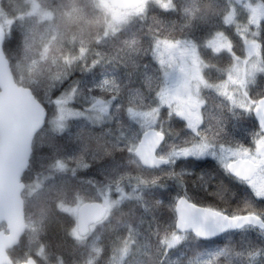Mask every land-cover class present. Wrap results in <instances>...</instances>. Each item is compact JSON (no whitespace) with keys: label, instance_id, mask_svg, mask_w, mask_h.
Listing matches in <instances>:
<instances>
[{"label":"trees","instance_id":"trees-1","mask_svg":"<svg viewBox=\"0 0 264 264\" xmlns=\"http://www.w3.org/2000/svg\"><path fill=\"white\" fill-rule=\"evenodd\" d=\"M32 1L49 11L50 18L41 19L32 13L30 0H0V15L13 21L11 27L5 28L15 34V39L4 46V52L19 84L43 98L47 77L56 71L52 57H59L62 62L64 57L78 56L79 49L85 47L89 63L97 53L104 58L89 72L81 71L84 61L80 60L71 78L63 83L67 88L80 81L82 95L76 107L85 109L88 98L100 94L99 90L89 89L102 75L116 78L119 93L111 108L112 118L106 122L94 124L79 117L70 120L62 134L45 124L35 136L30 163L22 178L27 230L19 244L8 251L14 263L34 257L37 264H113L131 231V251L123 264H264V230L251 225L212 240L187 233L186 239L176 246H162L161 235L166 230L177 231L175 206L185 193L195 204L216 207L229 215L243 213L248 201L264 212V201L213 159L177 157L165 166L149 169L135 162L127 150L129 141L138 142L143 133L129 118L127 108L148 111L159 102L157 92L163 73L153 57L156 38L195 43L208 64L205 74L211 82L222 80L234 59L231 53L217 55L206 45L214 35L224 33L234 44V52L244 56L240 34L225 23L230 0H174L175 7L167 9L151 2L144 15L115 33L106 32V13L95 0ZM249 1L264 5V0ZM259 29L258 40L264 42V22ZM25 36L34 40L28 53L23 45ZM45 44H50V52L47 60H41ZM261 53L264 58V49ZM249 91L252 99L264 96V75L256 78ZM106 95L111 98L112 93ZM205 98L202 131L214 144L253 148L256 135L262 131L252 112L232 108L227 100L212 92H207ZM116 105L123 107L118 109ZM162 112L166 138L158 155H166L172 145L179 148L191 144L193 137L180 118L173 114L169 117L167 109ZM53 116L50 110L49 119ZM107 149H113L111 155L106 154ZM81 155L90 167L78 168L73 175L71 168ZM57 159H62L69 171H54L52 165ZM172 171L183 173L184 185L167 175ZM155 177L159 180L153 184ZM141 179L148 183H141ZM121 188L129 198L113 207L86 239L74 238L76 208L84 202L101 201L108 192L116 198Z\"/></svg>","mask_w":264,"mask_h":264},{"label":"snow or ice","instance_id":"snow-or-ice-1","mask_svg":"<svg viewBox=\"0 0 264 264\" xmlns=\"http://www.w3.org/2000/svg\"><path fill=\"white\" fill-rule=\"evenodd\" d=\"M160 2L166 9L175 7L174 0H160ZM97 7L105 9L107 12L111 13L112 20L108 23V28L112 32H116L118 26L124 23L127 19V14L120 13L114 6L106 4L105 0H97ZM33 11H39L38 7L34 6ZM75 11L76 10L73 9V12ZM138 11L142 12L143 9H138ZM186 11L188 10L186 9ZM252 11V22H254L256 8H253ZM234 14V10L233 12L228 13L225 16V21L227 23L232 22ZM50 16L51 13H41V19L50 18ZM247 30V26H244L242 29L238 28V31H241L242 33ZM254 35H258V33ZM14 39L15 34L12 31L9 30L5 32L3 27L0 26V47L11 45ZM72 39L75 40V37ZM245 40L248 44V55L245 58H242L234 52V44L230 38L226 37L222 32H218L215 39L209 41V45L215 54L219 55L224 50H227L232 54L236 61V63H234L228 70L227 79L221 81L219 84H211L204 78L201 68L204 62L197 52L198 46L189 40L183 41V43L190 45L192 49L193 62L191 68H181V71L186 75L183 87L188 90V98L186 101H182L180 105L171 108L168 116L170 117L172 113H177L186 119L187 127L193 133V137L190 141L191 146L178 148L176 145H172L170 151L166 155H156L153 150L158 149V145L166 138L163 129L157 131L153 127L157 123L158 118L163 115L161 107L156 106L150 108L148 111H138L135 107L130 106L126 110L129 118L133 121L139 122L141 128L145 129L143 139L138 142L129 141V145L127 146V150L135 157V162L151 167L162 163L173 162L174 158L180 156L187 157L191 155L201 157L210 153L213 157H216L223 167L231 174L250 185L258 200L264 201V138L255 141V143L260 145L261 149L258 155H254L253 149L244 145H237L235 148H225L221 146V150L218 153L215 151L216 145L213 140L206 132L200 130L203 123L200 109L204 103L200 97L201 85L215 87L221 95L227 96L231 100L234 107L238 106L242 109L251 111L255 105L256 111L260 116L261 128L264 129V97H261L258 100L250 99L249 93L246 90L247 84L255 82L257 73H264V58L256 60L251 59L257 50L264 49V42L256 40L249 41L247 38H245ZM83 43V40H81V44ZM133 43H135V41H133ZM155 43L158 50L161 43L167 45L171 42L168 39L161 41L156 38ZM176 43H181V41H176ZM33 44L34 40L32 38L29 36L24 37L23 45L26 53L32 50ZM136 51L138 52L139 49H136ZM49 52L50 44H45L40 53L41 60H47ZM103 58V55L97 53L89 63L88 49L85 47L79 49L78 56L64 57L62 62H60L61 58L56 56L52 57V64L56 67V71L51 72L47 77L48 86L44 91L43 98L36 95L34 90H30L27 97L28 103L35 116L31 126L27 130V134L33 140V129L35 132H39L43 129L45 124H48L53 132L62 134L67 128L66 121L69 117H83L94 124L103 123L105 117H108L109 119L112 118L111 107L115 100L118 99L119 93V84L115 77L102 75V78L89 89V91L99 90L100 94L89 97V106L83 110L76 107L82 95L80 81H74L67 88L63 87V83L71 78L72 70L74 67L78 66L80 60L84 61L81 71L89 72L99 66ZM241 61L245 66L243 68L240 66ZM35 63L36 62L34 61V66ZM161 63L163 64L164 61H161ZM241 72L243 73V76L239 75ZM164 74L165 76L168 75L167 69L164 70ZM232 84L240 85V88L230 90V85ZM136 91L139 93V90ZM237 91H242L240 97H237L234 94ZM106 93H112L111 98H109ZM157 95L162 104L170 105L171 97L167 88L158 91ZM116 107L119 109L123 107V105H116ZM50 110H53L54 113V118L51 120L49 119ZM112 152L113 149L106 150L107 155H111ZM252 165H255V170H253ZM88 167H90V164L86 161L85 157L81 155L76 159V166L71 168V172L75 175L78 168L86 169ZM52 168L59 173L69 171L68 165L62 159H57L53 163ZM167 175L177 179V182L180 185H184L182 172L172 171L167 173ZM158 180L159 177H155L151 182L154 184ZM140 182L145 184L148 183V181L144 179H141ZM119 190L123 192V189ZM103 199L104 204L102 207L105 215L113 206L118 205L121 202L120 200H111L108 193L104 194ZM178 200L180 206L178 228L184 230L192 228L197 237L208 238L227 228L243 227L242 222L259 224L261 229H264V212L257 210L252 201L245 203L243 213L237 212L229 215L226 214L225 211L212 206L204 208L196 207V205L189 203L186 193L184 197L178 198ZM162 203V201H157V204ZM83 223L84 221L81 220V224L72 229V235L79 241L86 239L88 231L82 226ZM157 235L161 234L157 232ZM182 239H184V236L180 235L178 231L166 230L161 235V245L171 248L174 245H177ZM132 240L133 234L130 231L128 239L123 242V246L120 249L121 260H123L125 255L130 253V242ZM41 251H43V249H41ZM96 251L99 252V249H96ZM221 254L222 253H217V255ZM8 261L9 258L3 253V251H0V264H8ZM25 264H34V260L30 258L25 261ZM161 264H163L162 261ZM206 264H211V261L206 262Z\"/></svg>","mask_w":264,"mask_h":264},{"label":"water","instance_id":"water-1","mask_svg":"<svg viewBox=\"0 0 264 264\" xmlns=\"http://www.w3.org/2000/svg\"><path fill=\"white\" fill-rule=\"evenodd\" d=\"M109 4L121 10H135L143 6V0H109ZM0 26L7 32L1 23ZM30 90V88L19 84L16 80L10 61L4 52V46L0 47V251H3L9 258L8 264H15L9 256L8 251L19 244L27 230L25 202L22 195L25 189V183L22 178L29 166L33 152L34 140L27 134V130L35 118L27 100ZM252 114L264 134V129L260 125V116L255 106L252 109ZM155 129L159 131L157 128ZM33 132L35 138L38 132H35L34 129ZM143 138L144 132L140 140ZM164 142L165 139L158 145V149L153 150L156 155H158V151ZM168 163L151 167L142 166L155 169L165 166ZM252 167L255 170V165H252ZM228 173L238 179L229 171ZM189 203L196 205L198 208L207 207L195 204L190 200ZM102 206L103 203L100 201H89L82 203L78 207L76 211L77 225H80L81 220H83L84 223L82 226L88 230L87 235L90 233L92 225L100 223L108 216L109 211L105 215ZM175 211L177 231L180 233H192L197 237L192 228L187 230L178 228L180 218L179 200L176 202ZM242 223L243 227L227 228L214 236L197 238L201 240H212L218 236L243 229L249 225L261 228L259 224L252 222ZM30 258L34 260V264H37L34 257H29L27 260ZM25 261L17 264H25Z\"/></svg>","mask_w":264,"mask_h":264},{"label":"rangeland","instance_id":"rangeland-1","mask_svg":"<svg viewBox=\"0 0 264 264\" xmlns=\"http://www.w3.org/2000/svg\"><path fill=\"white\" fill-rule=\"evenodd\" d=\"M31 2V12L32 13H35L36 15H38L39 17H41V13L43 12H48L50 13L49 11L47 10H44L42 9L38 3L36 2H33L32 0H30ZM95 2L97 3V0H95ZM151 2H154L155 4H159L162 6L160 0H143V6H141L140 8H137L135 10H121V9H118V8H115L117 11H119L120 13L122 14H127V19L124 23L120 24L118 26V29L117 31L126 23H128L129 21L133 20L135 17L137 16H142L146 13V10H147V5ZM105 3L110 5L109 4V0H105ZM230 3H231V6H230V10L228 13L230 12H233L234 10V17H233V20L232 22L230 23H226L227 26H233L236 28V30L238 31V28L242 29L244 26H247L248 30L246 32H241V31H238V33L240 34L242 40H243V43H244V56L242 58H245L247 57L248 55V44L246 43V40L245 38H247V40L251 41V40H256V41H259L258 40V37H259V33H260V26L261 24L264 22V7H257V6H264L263 4H260V3H250L249 0H230ZM34 6L38 7L39 11H36L34 12L33 11V8ZM163 7V6H162ZM253 8H256V13H255V21H253ZM138 9H143V11H138ZM104 12L106 13V32L107 33H115V32H112L109 28H108V23L112 20V15L110 12H107L105 9H103ZM227 13V14H228ZM0 23L8 28V27H11L13 21L12 19L8 18L7 15L5 14H1L0 15ZM116 31V32H117ZM258 33V35H254ZM216 35H214L209 41L215 39ZM227 37V36H226ZM163 41V40H162ZM209 41L207 42V46H210L209 45ZM171 43L170 44H163L161 43L159 45V49L157 50V47H156V43L154 44V47H153V57L155 59V61L160 65L161 69H162V73H163V82H162V86H161V89H164V88H167L168 89V92H169V95L171 97V102H170V105L169 104H162L160 99H158V105L157 106H160L162 111L164 109H167L169 112H170V109L171 108H174L176 107L177 105H180L182 101H186L187 98H188V90L185 89L183 87V83H184V80L186 79V75L184 72L181 71V68L182 67H186V68H191V65H192V60H189L188 62H185L184 60H182L181 57H179V55L176 53L178 52V49L179 47H175L177 45L176 44V41H170ZM211 47V46H210ZM199 47H197V50L199 51ZM200 52V51H199ZM223 52H228L227 50H224ZM229 53V52H228ZM201 55V54H200ZM201 59L203 60V65L201 66L202 68V74L204 76V78L211 84H219L221 81L223 80H226L227 79V76H228V70L231 68V66L236 63V61L233 59V62L231 64V66H229V68L227 69L226 71V74L224 76V78L220 81H209L207 78H206V74H205V71L208 69V64L206 63V61L203 59V57L201 56ZM251 59L253 60H256V59H262V53H261V49L257 50L253 56L251 57ZM161 61H164V63L162 64ZM241 68L245 67L241 61V64H240ZM167 69V72H168V75L165 76L164 74V70ZM239 75L243 76V73H239ZM261 75H264V73H257V77L261 76ZM195 83V82H193ZM252 83H249L247 84L246 86V90L247 92L249 93V97L251 96L250 95V91H249V88L251 86ZM237 88H240V85H237V84H232L230 85V90L232 89H237ZM160 89V90H161ZM207 92H212L220 97H222L223 99L227 100L230 104V106L232 108H236V109H241L243 111H246V112H252L251 111H248V110H245V109H242L238 106H233L231 100L227 97V96H224V95H221L217 89L215 87H206L204 85H201L200 87V97L201 99L204 101V103L202 104L201 106V113H202V120H203V123H202V126L204 124V114H205V108L207 107V100L205 98V94ZM237 97H240L242 95V91H237L234 93ZM179 97V98H177ZM159 98V97H158ZM250 99H252L250 97ZM82 104V103H81ZM89 106V105H88ZM88 106L85 105V108H87ZM255 106V105H254ZM253 106V107H254ZM112 108V107H111ZM253 109V108H252ZM140 111V110H138ZM142 111V110H141ZM173 115H176L178 118H180L181 116L178 115L177 113H172ZM54 116L51 118L53 119ZM74 118H79V117H69L68 120L66 121V123H68L70 120L74 119ZM108 117H105L104 121L103 122H106ZM50 119V120H51ZM137 126L139 127V129H141L143 132L145 131V129L141 128V125L139 122L137 121H134ZM164 121L161 119V116L158 118L157 120V123L153 126L154 128H157L158 130L160 129H165L164 128ZM202 126H201V131H202ZM189 132V131H188ZM191 133V132H189ZM192 136H193V133H191ZM260 138H264V134L263 133H258L256 135V140L257 139H260ZM216 147H215V151H217L218 153L220 152L221 150V146L225 147V148H228V147H232V148H235L234 146L232 145H220V144H215ZM191 144H188V145H185V146H182V147H190ZM253 149V153L254 155H258L259 152L261 151L260 149V145H258L257 143H255L254 147L251 148ZM191 156V155H190ZM180 157H184V156H180ZM194 158H197V159H213L215 160L224 170H226L223 165L221 164V162L216 158V157H213L210 153L209 154H206L204 156H201V157H196V156H193ZM250 187V185H249ZM251 188V187H250ZM122 189V188H121ZM252 189V188H251ZM118 192V195L116 198H112L111 197V193L108 192L109 194V198L111 200H120V204L124 201H126L128 198H129V194L123 189V192H121L120 190L117 191ZM104 197V195H103ZM104 204V199L102 198V200L100 201ZM81 205V204H80ZM79 205V206H80ZM119 205V204H118ZM78 206V207H79ZM116 206V205H115ZM113 206V207H115ZM78 207L76 208V211L78 209ZM112 207V208H113ZM111 208V209H112ZM110 209V210H111ZM110 210H109V213H110ZM108 213V214H109ZM108 217V216H107ZM77 222V221H76ZM98 224V223H97ZM96 225V224H95ZM95 225H92L91 227V231L94 229V226ZM90 231V233H91ZM89 233V234H90ZM180 235L184 236V239H182L179 243H181L182 241H184L187 237V233H180L178 232ZM178 243V244H179ZM176 246V245H174ZM173 246V247H174ZM129 255V253L127 255L124 256L123 260H121V252L118 254V256L115 258V261L113 262V264H123V262L125 261V259L127 258V256Z\"/></svg>","mask_w":264,"mask_h":264},{"label":"flooded vegetation","instance_id":"flooded-vegetation-1","mask_svg":"<svg viewBox=\"0 0 264 264\" xmlns=\"http://www.w3.org/2000/svg\"><path fill=\"white\" fill-rule=\"evenodd\" d=\"M175 45H177L175 47H179L178 52H176V53L179 55V57L182 58V60H184L185 62L192 60V49H191L190 45L183 43V41H181V43H176ZM197 52L201 58L200 52L198 50H197ZM180 120L185 124L187 130L192 133V131L187 127L186 119L181 116ZM189 157H193V156H189Z\"/></svg>","mask_w":264,"mask_h":264}]
</instances>
